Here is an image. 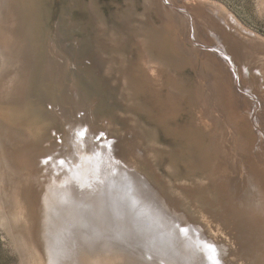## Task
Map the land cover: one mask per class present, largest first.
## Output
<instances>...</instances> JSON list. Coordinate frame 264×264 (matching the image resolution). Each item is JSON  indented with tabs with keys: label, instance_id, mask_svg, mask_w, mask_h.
<instances>
[{
	"label": "rangeland",
	"instance_id": "374dc122",
	"mask_svg": "<svg viewBox=\"0 0 264 264\" xmlns=\"http://www.w3.org/2000/svg\"><path fill=\"white\" fill-rule=\"evenodd\" d=\"M156 1L181 8L174 0H0V264H185L184 247L191 264H264L255 110H242L250 116L238 123L243 134L230 119L227 141L215 143L220 130L202 113L210 91L202 63L176 47ZM184 1L209 12L204 36L230 34L222 11L250 32L241 43L258 48L252 90L263 91L264 0ZM145 51L166 68L163 81L145 70ZM222 111L212 113L224 121ZM48 161L72 164L77 186L67 190L80 199L51 194Z\"/></svg>",
	"mask_w": 264,
	"mask_h": 264
},
{
	"label": "bare ground",
	"instance_id": "6f19581e",
	"mask_svg": "<svg viewBox=\"0 0 264 264\" xmlns=\"http://www.w3.org/2000/svg\"><path fill=\"white\" fill-rule=\"evenodd\" d=\"M177 2V4H179V7L181 8H178L177 6H165L163 5L162 2L159 1L160 3V6L158 7L159 8V11L163 12V15L164 17L166 18V22L168 23L167 25L165 24V26L168 27L171 26L172 29L174 30V34H173V39L175 41V45L177 48H185L188 52V54H190V58L195 60L196 62V65L198 64L197 62H200L202 63V68H203V77H207V84H209V87H210V91L208 93V95H205V99L203 100V102H205L203 105L205 107L206 110H204V112H202L205 116V118H207L208 120H210L212 123H214L215 126H218L219 128V134H215L217 135L215 137V143H218L219 146L220 144H223L224 145V142L227 141V131H225V126L223 125L225 123V121H229L231 119V122H234L235 126L237 128V130H239L241 132V130L243 128H241L238 123L240 121H248L250 120V116L246 113H243V111L245 109L248 108V105L250 104V108L253 110H255V117H254V121L255 122H252L251 121V124H252V128L255 127V129L258 131V134L260 135V132L262 131L264 133V122L261 120V117L263 116L264 117V90L260 92L256 90H252V88L255 89V84H254V79H255V76H257V73H255V70H254V65H252L253 61L255 60V58H260L258 56H254V54L252 53V50L251 48L252 47H256L255 42L253 43L252 42V45L250 46H245V44L243 45L242 41H243V37H251L252 35L249 34L250 32L247 31L241 24L240 21L237 20L236 17H227L225 15V12L222 11V13H219V15H222L221 17L225 16L226 19V23L229 25V27L231 28L230 30V34H218L216 35L214 38H210L208 36H204V32H202L204 29H203V25L207 26L209 28V25L212 24V22L210 21V14L209 12L206 13V11H204L203 9V12L202 9L198 8V5L196 6L195 4L196 3H191L189 4L190 2L189 1H184V0H174ZM157 2V1H156ZM175 2V3H176ZM158 3V2H157ZM156 3V4H157ZM158 3V4H159ZM157 7V6H156ZM214 7V6H213ZM210 9V8H209ZM207 10V9H206ZM216 10V8H214V11ZM213 11V10H212ZM220 12V11H219ZM201 13H203L204 15H202ZM174 14V15H173ZM207 14V15H206ZM214 15V14H213ZM219 17V16H218ZM212 18V17H211ZM224 18V17H223ZM178 19V20H177ZM221 19V18H220ZM165 22V21H164ZM214 23V22H213ZM213 25V24H212ZM215 26V25H214ZM210 27L213 28V26L210 25ZM184 28H188L186 29L187 33L186 35H184V33L182 32V29L184 30ZM206 28V27H205ZM203 34V37H201ZM255 36V35H254ZM210 38V39H208ZM203 39L204 44L202 46V48L199 46L200 44L197 43L199 41H201ZM207 39V41H206ZM253 39H257V37H253ZM251 38V40H253ZM260 40V39H258ZM187 41L193 43V46H190L188 45ZM242 42V43H241ZM234 44V45H233ZM174 45V46H175ZM183 45V46H182ZM258 49V48H257ZM259 54V52L257 53ZM261 54H264L263 51H261ZM149 54L146 53L145 51V55L142 56V60L144 62V68L145 70L147 71L148 74L152 75V79H154L155 81L157 82H160V81H163V76L165 77L166 74H168L166 68L164 66H160V65H156V64H153V62L151 61V57L148 56ZM178 57V56H177ZM252 57V58H250ZM180 59V58H179ZM190 59V60H191ZM180 61V60H178ZM177 61V62H178ZM201 66V65H200ZM260 75H261V78L262 80L264 81V69L260 68ZM154 82V81H153ZM206 82V81H205ZM205 84V83H204ZM206 89V88H205ZM204 93V92H203ZM202 93V94H203ZM246 100V101H245ZM201 101V100H200ZM247 105H245V104ZM66 107V106H65ZM217 108H222L224 109V111L227 112V119L224 118V121L221 117L217 116V114H213L212 111H214L215 109ZM243 110V111H242ZM221 111V109H220ZM220 111H218L220 113ZM224 111H222L224 113ZM251 111V112H252ZM222 114V113H221ZM223 117V115H222ZM71 118V116H70ZM233 118V119H232ZM69 119V118H68ZM67 119V121H68ZM75 119V118H73ZM75 121V120H73ZM72 123H75V122H72ZM225 124H229L228 122L225 123ZM213 125V127H215ZM254 125V126H253ZM231 127V125H229ZM73 128V124L70 126ZM235 128V129H236ZM70 129V128H69ZM232 129V128H231ZM217 130V129H216ZM233 130V129H232ZM255 130V131H256ZM72 131V130H71ZM230 132V130H228ZM234 131V130H233ZM236 131V130H235ZM234 131V132H235ZM73 132V131H72ZM233 132V133H234ZM242 133V132H241ZM71 134V133H70ZM229 134V133H228ZM231 134V133H230ZM229 134V135H230ZM236 134V132H235ZM238 134V133H237ZM243 134V133H242ZM232 135V134H231ZM230 135V136H231ZM241 135V134H240ZM229 136V137H230ZM235 136V135H234ZM261 136V135H260ZM66 138V137H65ZM68 138V137H67ZM84 138V137H83ZM239 138V137H238ZM242 138V137H241ZM240 138V139H241ZM244 138V137H243ZM69 139L74 143L76 144V140L74 138H72V134L69 136ZM68 139V140H69ZM81 139V138H80ZM263 139V138H262ZM261 139V140H262ZM65 140V139H64ZM87 140L90 141L91 138L90 137H87ZM86 139H83V141H87ZM93 142V141H92ZM68 143V142H67ZM72 143V144H73ZM71 145V144H70ZM78 145V144H77ZM68 146V145H67ZM76 146V145H75ZM86 146V145H85ZM90 146V145H89ZM226 146V145H225ZM63 147V145H62ZM79 147V146H78ZM228 147V146H226ZM73 147L71 146V149H67V151H72ZM84 148V147H83ZM87 148V147H86ZM85 148V149H86ZM78 150V148H76ZM82 150V148L80 149ZM225 150V149H224ZM56 151V150H55ZM64 151V150H63ZM87 151V150H86ZM84 150V153H88ZM102 151V150H101ZM226 151V150H225ZM53 152V151H52ZM97 152V151H96ZM71 153V152H70ZM83 153V154H84ZM106 153V152H105ZM258 153V151H256V154ZM59 154H61L59 152ZM90 154V153H89ZM95 154V153H94ZM99 154V153H98ZM114 154V153H113ZM44 155V154H42ZM49 155V153H48ZM52 155V153H51ZM49 155V156H51ZM65 155V154H64ZM71 155V154H70ZM77 155V154H76ZM79 155V154H78ZM77 155V157H78ZM88 155V154H87ZM86 155V156H87ZM97 155V154H96ZM111 155V154H110ZM258 155V154H257ZM61 156V155H60ZM59 156V157H60ZM75 156V155H73ZM71 155V158L73 157ZM98 156V155H97ZM101 156V154H100ZM113 156V155H112ZM44 157H47V156H44ZM62 157H64L62 155ZM80 157V156H79ZM91 157V156H90ZM93 157V156H92ZM65 158V157H64ZM70 158V159H71ZM83 158V156H82ZM95 158V156H94ZM97 158H100V157H97ZM113 158V157H112ZM53 159V158H52ZM57 159V158H56ZM91 159V158H90ZM101 159V158H100ZM117 159V158H115ZM50 160V159H49ZM66 160V159H65ZM72 160V159H71ZM75 160V159H73ZM80 160V159H78ZM77 160V161H78ZM85 160V159H84ZM87 160V159H86ZM94 160V159H93ZM98 160V159H97ZM58 161V160H57ZM55 161V162H57ZM67 161V160H66ZM92 161V159H91ZM113 161H114V158H113ZM116 162V161H114ZM123 161V160H122ZM60 162V161H59ZM80 162V161H79ZM82 162V161H81ZM86 162V161H84ZM90 162V161H88ZM97 162H100V161H97ZM64 163V161H63ZM94 163V162H92ZM96 163V162H95ZM103 163V161H102ZM106 163V162H105ZM61 164V163H60ZM84 164V163H83ZM100 164V163H99ZM98 164V165H99ZM108 164L109 163V159H108ZM116 164V163H115ZM261 164V162H260ZM80 165V163L78 164ZM90 165V164H89ZM93 165V164H91ZM97 165V163H96ZM101 165V164H100ZM106 165V164H105ZM114 165V164H113ZM126 165V163H125ZM58 164H54V162L52 161H48L47 164L45 163V166L42 167L43 169V172L45 171V174L42 175V177L45 179L44 182L47 186V188H49L52 192L51 194H55V195H62L63 197H72L74 196L75 198H73V200L75 201L76 199H80V196L79 198H77V196L74 194V195H70V192H72V188H71V191L69 192L67 189L68 187V182H70V185L74 183L75 185V182H73L74 178L72 173L74 172V167L72 166V164H63L62 166L59 165L58 168H57ZM85 166V165H84ZM94 166V165H93ZM93 166L92 167V170H93ZM103 166V165H102ZM117 166V165H116ZM90 167V166H89ZM96 167V166H95ZM94 167V168H95ZM100 167V166H99ZM105 167V166H104ZM110 167V166H109ZM120 167V166H119ZM118 167V168H119ZM259 168H261V170L263 171V168H262V165L260 166H257ZM101 168V167H100ZM98 168V169H100ZM45 169V170H44ZM87 169V168H86ZM89 169V168H88ZM97 170V172H99ZM112 169V168H111ZM114 169V168H113ZM133 169V168H132ZM63 173H60L62 172ZM78 170V169H77ZM104 173L107 175L109 174V172L111 174H114L112 173L113 171H110V170H107V168H104ZM129 170V169H128ZM79 172H88V171H85L84 169L82 168H79L78 170ZM96 172V173H97ZM91 173V172H90ZM103 173V175H105ZM123 174V173H122ZM40 175V174H39ZM83 175V174H82ZM85 175V174H84ZM87 176H89V174H86ZM96 175V174H95ZM98 175V174H97ZM105 175V176H106ZM115 175V174H114ZM117 175V174H116ZM115 175V176H116ZM121 175V174H120ZM124 175V174H123ZM78 177L80 175H77ZM41 177V176H40ZM86 177V176H85ZM84 177V178H85ZM113 177V176H112ZM125 177V175H124ZM121 178V177H120ZM71 179L72 182H71ZM77 179V178H76ZM83 179V178H82ZM82 179H78V180H82ZM90 179V178H89ZM92 179V177H91ZM123 179V178H122ZM37 180V179H36ZM77 180V183L79 182ZM110 180V179H109ZM85 181V180H83ZM88 181V180H86ZM95 181V180H94ZM39 182V181H38ZM93 182V181H92ZM96 182V181H95ZM40 183V182H39ZM83 183V182H82ZM98 183V182H96ZM95 183V184H96ZM106 183V182H105ZM88 184V183H87ZM134 184V183H132ZM81 185V184H80ZM80 185L78 188H80ZM86 185V184H85ZM89 185L91 186V183H89ZM107 185V184H106ZM117 185H118V182H117ZM77 186V185H75ZM94 185H92L93 187ZM96 186V185H95ZM134 186V185H133ZM136 186V185H135ZM70 187V186H69ZM82 187V185H81ZM85 187V186H83ZM82 187V188H83ZM106 187V186H105ZM77 188V187H76ZM77 188V189H78ZM100 188V187H99ZM85 190V189H84ZM145 190V189H144ZM116 191V190H115ZM119 191V190H118ZM150 191V190H149ZM83 192V191H82ZM117 192V191H116ZM79 193V192H78ZM81 193V192H80ZM118 193V192H117ZM120 193V191H119ZM84 194V193H82ZM101 195V194H100ZM105 195H108L107 192L104 194V197H107ZM117 195V194H116ZM115 196V195H114ZM102 197V198H104ZM55 199V198H54ZM51 200V199H50ZM104 200H106L104 198ZM157 200V199H156ZM139 201V199H138ZM47 202V201H46ZM54 203V201H53ZM59 203V202H58ZM47 207H51L52 210H57V206H54V204H52L50 201H48L47 203ZM139 204V203H138ZM157 204H159V201H157ZM160 205V204H159ZM113 208V207H112ZM134 210V209H133ZM78 211V210H77ZM135 211V210H134ZM137 211V209H136ZM171 211V210H170ZM141 212V211H140ZM153 212V210H152ZM53 213V212H52ZM51 212H49L48 214H51ZM135 212H133V215H134ZM138 214V212H136ZM135 213V214H136ZM157 213V212H156ZM79 215V214H78ZM140 215V214H138ZM142 215V214H141ZM68 216V215H67ZM143 216V215H142ZM140 216V217H142ZM160 214H158L157 216V219L160 218ZM77 217V216H76ZM136 217H139V216H136ZM139 217V218H140ZM156 217V216H155ZM69 218H71L70 216L66 217V220H69ZM145 218V217H144ZM163 218V215L162 217ZM138 219V218H137ZM135 220V221H138V220ZM142 220V219H141ZM146 220V218H145ZM150 220V219H148ZM155 220V219H154ZM163 221V220H162ZM183 221V220H182ZM165 222V221H164ZM139 223H141V221H139ZM145 223V221L143 222ZM150 224V223H148ZM152 224V223H151ZM169 224V223H168ZM137 225V224H136ZM142 225V224H141ZM145 225V224H144ZM157 225V224H156ZM147 226V225H146ZM150 226V225H149ZM159 226V225H158ZM158 226H155L154 224V227H158ZM161 226V225H160ZM166 226V225H165ZM168 226V225H167ZM137 227V226H136ZM169 227V226H168ZM171 227V225H170ZM174 227V226H173ZM146 228V227H145ZM150 228V227H149ZM158 229V228H157ZM164 229V228H163ZM167 229V228H166ZM143 231V230H142ZM146 231V230H145ZM162 231V230H161ZM173 231L175 230H171V229H168V234L169 232L171 234H169L170 236L173 235ZM150 232V231H149ZM164 232V231H163ZM155 233V232H154ZM176 233V232H175ZM182 233V232H181ZM200 233V232H199ZM151 235V233H150ZM161 235V234H160ZM176 235H178L176 233ZM169 236V237H170ZM143 237V235H142ZM164 237V236H163ZM177 237V236H176ZM158 238V237H157ZM161 238V237H160ZM171 238V237H170ZM182 238V237H181ZM151 239V238H150ZM179 239V237H178ZM135 240V239H134ZM145 240V239H144ZM180 240V239H179ZM156 241V240H155ZM205 241H207L205 239ZM136 242V241H135ZM208 242V241H207ZM145 243V242H144ZM181 243V242H180ZM179 243V244H180ZM189 243V242H188ZM208 243H211V240H209ZM178 244V245H179ZM78 245V243H77ZM150 245V244H149ZM177 243L174 245L176 246ZM183 245V244H182ZM185 245V244H184ZM191 245V244H190ZM74 246V245H73ZM72 246V247H73ZM111 246V245H110ZM133 246V245H132ZM173 246V245H172ZM147 247V246H145ZM184 247V246H183ZM182 247V248H183ZM207 248L210 247V244H208L206 246ZM185 248V247H184ZM182 249V251H184L185 253L183 254V258L185 259L184 262L185 264H191V260H192V255L189 256V252L187 251V248L185 249ZM147 249V248H146ZM150 249V248H149ZM152 249V248H151ZM175 249V248H174ZM155 251L157 250L156 249V246H155ZM159 250V249H158ZM178 250H181V249H178ZM205 249H203L204 251ZM207 250V249H206ZM149 251V250H148ZM147 251V252H148ZM153 251H151V254L153 255L152 253ZM187 252V253H186ZM199 252V251H198ZM75 253V252H73ZM146 253V252H144ZM158 253V252H156ZM160 253V252H159ZM164 253V252H162ZM178 253V252H177ZM72 254V252H71ZM149 254V253H148ZM149 254V255H151ZM165 254V253H164ZM206 254L209 255V252H207ZM161 255V253H160ZM76 256V255H75ZM163 256V255H162ZM182 256V255H180ZM156 258V257H155ZM162 258V257H161ZM109 259V258H108ZM168 259V258H167ZM190 259V261H189ZM200 259V258H199ZM203 259V258H201ZM114 261L116 259H113ZM157 260V259H156ZM204 260V259H203ZM107 261V260H106ZM150 261V260H149ZM153 261V260H151ZM163 261V259H162ZM197 261V260H196ZM63 262V261H62ZM70 262V261H69ZM193 262V261H192ZM200 262H202V260H200ZM205 262V261H204ZM116 263V262H115ZM129 263V262H128ZM165 263V262H164ZM163 263V264H164ZM183 263V262H182ZM209 263V261H207V264ZM61 264V263H60ZM63 264V263H62ZM65 264V263H64ZM127 264V263H126ZM130 264V263H129ZM152 264H155L154 262ZM193 264H197L195 263V260L193 262ZM206 264V262H205Z\"/></svg>",
	"mask_w": 264,
	"mask_h": 264
}]
</instances>
